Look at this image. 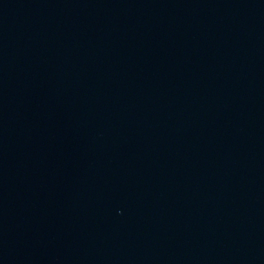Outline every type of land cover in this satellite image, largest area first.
I'll list each match as a JSON object with an SVG mask.
<instances>
[{
    "label": "water",
    "instance_id": "obj_1",
    "mask_svg": "<svg viewBox=\"0 0 264 264\" xmlns=\"http://www.w3.org/2000/svg\"><path fill=\"white\" fill-rule=\"evenodd\" d=\"M0 264H74L39 182L1 110Z\"/></svg>",
    "mask_w": 264,
    "mask_h": 264
}]
</instances>
